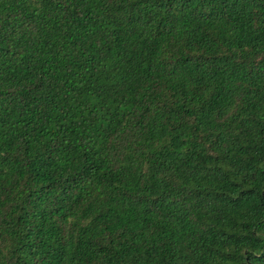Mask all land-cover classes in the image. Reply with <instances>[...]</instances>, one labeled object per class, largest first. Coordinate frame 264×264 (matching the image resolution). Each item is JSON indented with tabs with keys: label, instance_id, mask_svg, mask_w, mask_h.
<instances>
[{
	"label": "trees",
	"instance_id": "1",
	"mask_svg": "<svg viewBox=\"0 0 264 264\" xmlns=\"http://www.w3.org/2000/svg\"><path fill=\"white\" fill-rule=\"evenodd\" d=\"M0 264H264V0H0Z\"/></svg>",
	"mask_w": 264,
	"mask_h": 264
}]
</instances>
